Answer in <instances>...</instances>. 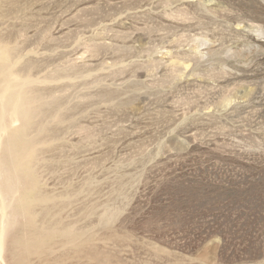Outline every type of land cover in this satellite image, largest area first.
Instances as JSON below:
<instances>
[{
  "label": "rangeland",
  "instance_id": "obj_1",
  "mask_svg": "<svg viewBox=\"0 0 264 264\" xmlns=\"http://www.w3.org/2000/svg\"><path fill=\"white\" fill-rule=\"evenodd\" d=\"M0 139V264H264V0H0Z\"/></svg>",
  "mask_w": 264,
  "mask_h": 264
},
{
  "label": "bare ground",
  "instance_id": "obj_2",
  "mask_svg": "<svg viewBox=\"0 0 264 264\" xmlns=\"http://www.w3.org/2000/svg\"><path fill=\"white\" fill-rule=\"evenodd\" d=\"M15 109L17 111L14 112V114L18 115V113L20 114L22 112V107L20 104H17ZM6 128V127H5ZM6 130V129H5ZM7 131V130H6ZM12 132V131H10ZM6 134V133H5ZM1 140V139H0ZM2 143V142H1ZM5 145V143H3ZM3 145V146H4ZM2 147V146H1ZM4 148V147H3ZM7 151H8V160L13 163L15 166L18 164L21 156L23 155V152L25 151V147L23 146V143L19 142L17 140V138L15 137V134L12 132L9 136V139H8V147H7ZM1 152V151H0ZM3 152V151H2ZM2 154V153H0ZM3 158L2 159H6L5 156H2ZM2 163V162H1ZM4 164V163H3ZM7 166V165H6ZM2 167V166H1ZM5 169V167H4ZM8 169V167H7ZM3 170V169H2ZM4 173V171H3ZM8 177V176H7ZM6 181H7V178H6ZM5 182V181H4ZM8 182V181H7ZM6 183V182H5ZM7 185V184H6ZM4 186V184H3ZM9 186V184H8ZM8 187L6 186V189ZM8 191V190H7ZM3 192V191H2ZM3 199V198H2ZM2 249V244L0 243V251Z\"/></svg>",
  "mask_w": 264,
  "mask_h": 264
}]
</instances>
